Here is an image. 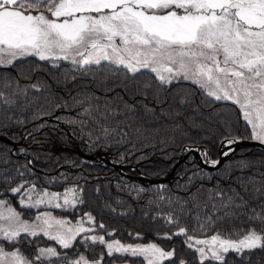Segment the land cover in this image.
<instances>
[{"label": "trees", "instance_id": "obj_1", "mask_svg": "<svg viewBox=\"0 0 264 264\" xmlns=\"http://www.w3.org/2000/svg\"><path fill=\"white\" fill-rule=\"evenodd\" d=\"M59 64L57 68L51 62L26 57L14 62V66H0V93L6 100L14 101L9 105L0 100V134L15 142L12 148L10 143L0 139V177L15 176L11 186L20 183L16 169L23 170L27 165L33 174L26 175L25 179L35 180L38 189L58 193L66 188L82 189L83 203L77 204L76 209L52 210L71 217L90 213L97 225L105 224L106 230L100 231L106 238L127 243L153 242L166 251L174 250L173 261L164 264H179L181 259L186 264H199L197 254L185 245L184 236H173L170 240L162 237L172 235L181 226L194 234L193 229L197 227L194 217L200 210L189 200L186 207L190 211L182 214L179 203L169 205L167 199L159 200V195L172 197L174 201L180 198L182 202L202 187L199 195L202 203L209 189L223 190L228 195L235 189L259 211L258 206L264 203V151L251 145L239 144L217 167L203 166L187 154L166 181L147 183L137 178L139 173L164 176L184 145H199L200 153L205 149L208 159H215L222 140L250 139L251 128L237 105L231 101H216L188 80L161 84L147 70L133 78L122 67L108 62L90 65L88 70H78L66 61ZM126 104L132 106L131 111ZM86 108L100 119L99 125L81 115ZM108 110H114V114L104 120L100 113ZM70 120L77 123L71 124ZM79 121L86 122L83 131ZM105 127L110 132L116 131L105 137ZM94 155L123 164V172L96 163ZM189 177H192L191 182ZM140 188L146 191L138 192ZM257 188L260 193H256ZM0 192L4 193L0 198L6 197L25 215L38 210L21 209L2 179ZM216 202L221 201L217 198ZM210 212L211 204L207 212H200L201 218L206 219ZM169 213L174 219L179 217L178 225L166 224L162 217ZM240 223V220L218 221L204 236L216 232L229 236ZM255 226L260 228L259 224ZM107 232L113 235L109 237ZM195 235L200 236V233ZM48 242L52 241L41 235L21 239L14 246L4 244L6 248L18 247L32 258L37 247ZM63 251L69 257L83 253L93 259L103 253V264L117 258L145 264L142 257L119 254L108 257L104 246L99 244H90L86 250L79 240L72 249ZM226 264H264V251H246L243 259L229 253Z\"/></svg>", "mask_w": 264, "mask_h": 264}, {"label": "snow or ice", "instance_id": "obj_2", "mask_svg": "<svg viewBox=\"0 0 264 264\" xmlns=\"http://www.w3.org/2000/svg\"><path fill=\"white\" fill-rule=\"evenodd\" d=\"M26 57L51 62L57 68L60 61H66L78 70H88V66L106 61L122 67L133 78L147 70L161 84L182 77L199 85L216 101L237 105L251 128V138L264 144V0H0V66H14V62ZM0 100L14 104L3 93ZM125 107L132 110L130 105ZM110 114L114 110L101 112L100 117L107 120ZM81 115L100 124V119L88 108ZM79 123L83 131L86 122ZM115 131L105 127L103 134L109 137ZM226 142L230 146L237 138H228ZM229 154L230 149L222 153L225 157ZM202 155L212 167L220 163L209 160L207 151ZM16 173L20 183L15 186H11L15 176L0 179L11 195L18 197L20 208L45 210L38 211L29 221L9 200L0 199V264H103V253L89 260L83 253L69 257L66 251L62 254L50 246L38 248L29 259L18 247L8 250L4 244L14 246L21 239L41 235L63 250L72 249L79 239L86 250L90 244L104 246L108 257L114 254L142 257L145 264L173 261L174 250L166 251L156 243L109 242L100 231L106 230L105 224L97 225L90 213L75 222L55 216L48 209L68 211L82 204V189L72 187L63 193L50 192L38 189L35 180L25 179L33 174L27 165L23 170L16 169ZM255 191L260 193L259 188ZM201 193L202 187L182 202L180 198L174 201L172 197L159 195V200L167 199L169 205L179 203L182 214L190 211L186 207L189 200L200 210L194 217L197 223L194 234L181 226L163 239L184 236L185 245L197 254L199 264H226L229 253L243 259L246 251H264V203L257 211L235 189L232 195L209 189L207 199L201 203ZM209 204L211 212L202 219L200 212H207ZM162 218L167 225L179 224V217L174 219L172 213ZM225 219L240 220V227L233 228L229 236L219 232L204 236L214 224ZM256 224L260 225L259 229ZM179 264L186 261L181 259Z\"/></svg>", "mask_w": 264, "mask_h": 264}, {"label": "water", "instance_id": "obj_3", "mask_svg": "<svg viewBox=\"0 0 264 264\" xmlns=\"http://www.w3.org/2000/svg\"><path fill=\"white\" fill-rule=\"evenodd\" d=\"M0 139L6 141L7 143H10L12 145V148H14L15 142H13L12 140H10L7 136H5L3 134H0ZM227 139L222 140L219 143V145H218L219 156L217 158H215V159H209V160H219L220 161L219 164H221L230 155L229 154L227 157H225V156L222 155V153L224 151H229V149H230V153H231L233 151V149L235 147H237L239 144H242V145H251V146H254V147H256V148L261 149L262 151H264V145H262L260 143H257L255 141H252L251 139H248V138H237V142L234 143V144H232V145H230V146L226 142ZM200 149H201V146H199V145H197V146H194V145H184L181 148V151H180V153H179V155L177 157V160L172 165L171 169L169 170V172H167L166 175H164L162 177H150V176H146L144 174L139 173L137 175V178L138 179H142V180L146 181L147 183L166 181V180L170 179V175L173 172L175 166L179 162H181L182 160H184L185 157L187 156V154H190L199 164H201L203 166H207V167H212L209 163H206L205 162V159L203 158L202 153L205 152V149L202 150V153H200ZM77 151L80 154L84 155V153L80 152L79 149H77ZM93 157H94L96 163L103 164V165H106V166H109V167H113L118 172H123V170H122V168H124V165L123 164H119V163L113 162V161H111L109 159H106L105 157H103L101 155H94Z\"/></svg>", "mask_w": 264, "mask_h": 264}, {"label": "rangeland", "instance_id": "obj_4", "mask_svg": "<svg viewBox=\"0 0 264 264\" xmlns=\"http://www.w3.org/2000/svg\"><path fill=\"white\" fill-rule=\"evenodd\" d=\"M102 62H106V61H102ZM154 74V73H153ZM155 75V74H154ZM178 79H181V80H184L182 77L181 78H177V79H174V80H178ZM188 81H190V80H188ZM192 82V81H191ZM165 84H167V83H165ZM204 90V89H203ZM205 91V90H204ZM206 92V91H205ZM214 98V97H213ZM243 116V115H242ZM250 139L252 140V141H255V142H257V143H260L259 141H256V140H253L252 138H251V134H250ZM261 144V143H260ZM262 145H264V144H262ZM48 191H50V190H48ZM50 192H53V191H50ZM64 192V191H63ZM62 192V193H63ZM0 199H6L7 200V198L6 197H1ZM16 201L18 202V197L16 196ZM62 202V201H61ZM19 205V204H18ZM13 206V205H12ZM14 207V206H13ZM16 208V207H15ZM17 209V208H16ZM18 210V209H17ZM45 209L44 208H41V209H38V210H36V211H34V212H29L31 215H28V213L25 215V214H23V218L24 219H26V220H29V221H31V220H33L34 219V217H35V215L37 214V212L38 211H44ZM48 210H50V211H52L53 212V214L55 215V216H57V217H60V218H66V219H68V220H70V221H72V222H75V221H77L78 219H80L81 217H83L84 216V214L83 215H78V216H76V217H71V216H69V215H67V214H64V213H56V212H54L52 209H48ZM18 211H20V210H18ZM102 234V233H101ZM213 234H215V233H213ZM212 235V234H211ZM211 235H206V236H211ZM223 236V235H222ZM106 238V237H105ZM201 238H204L203 236L201 237ZM238 238V237H237ZM237 238H233V239H237ZM79 240V239H78ZM106 240H108L109 242H111V241H113V240H119V241H121L120 239H117V238H106ZM121 243H124V244H129V243H127V242H123V241H121ZM136 243H140V242H133V243H131V244H136ZM148 243H153V242H146V243H143V244H148ZM50 246H52V247H56L57 248V250L59 251V252H61L62 254L64 253V251H63V249H60L59 248V246L58 245H56L55 244V242L54 241H52V242H48V243H46V244H43V245H39L38 247H37V249L38 248H47V247H50ZM105 248V247H104ZM7 249H12V248H7ZM105 251H106V248H105ZM107 252V251H106ZM36 253H37V250H36ZM119 255H121V254H119ZM26 256V255H25ZM27 257V256H26ZM29 258V257H28ZM29 259H31V258H29ZM54 260H55V258H53ZM89 260H91V259H89ZM120 260H125V259H119V258H117V259H113V260H111L108 264H128L127 263V261H121V262H118V261H120ZM127 260V259H126ZM56 263V262H55ZM145 263V262H144ZM45 264H47V262H45Z\"/></svg>", "mask_w": 264, "mask_h": 264}, {"label": "crops", "instance_id": "obj_5", "mask_svg": "<svg viewBox=\"0 0 264 264\" xmlns=\"http://www.w3.org/2000/svg\"><path fill=\"white\" fill-rule=\"evenodd\" d=\"M8 250H12V249H8ZM88 258V257H87ZM88 259H93V258H88ZM121 261H127L128 264H135L134 262L130 261V260H120L118 262H121Z\"/></svg>", "mask_w": 264, "mask_h": 264}, {"label": "bare ground", "instance_id": "obj_6", "mask_svg": "<svg viewBox=\"0 0 264 264\" xmlns=\"http://www.w3.org/2000/svg\"><path fill=\"white\" fill-rule=\"evenodd\" d=\"M168 172H169V171H168ZM166 174H167V173H166ZM166 174H165V175H166ZM171 175H172V173H171ZM171 175H170V177H171Z\"/></svg>", "mask_w": 264, "mask_h": 264}]
</instances>
